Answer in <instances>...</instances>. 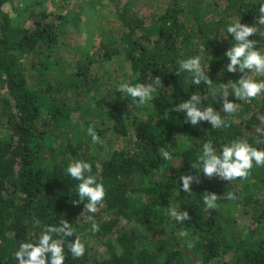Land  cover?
Segmentation results:
<instances>
[{
    "label": "trees",
    "instance_id": "16d2710c",
    "mask_svg": "<svg viewBox=\"0 0 264 264\" xmlns=\"http://www.w3.org/2000/svg\"><path fill=\"white\" fill-rule=\"evenodd\" d=\"M228 2L242 23L256 22L261 0ZM111 5L122 25L117 42L123 52L113 40L101 36L97 51L93 47L78 54L68 75L58 68L57 89L99 81L96 63L118 54L134 84L154 83L158 77L160 86L145 115L131 114V99L118 89L113 90L109 103L106 100L94 108L101 133L128 139L99 164L85 159L106 193L92 213L84 207L86 201L72 202L78 199V181L66 171L71 162L65 154L70 146L69 129L58 124L55 109L41 107V93L28 83L29 75L17 58L18 54L28 57L30 64L42 68L41 75L55 68L56 63L45 57L62 45V22L47 20L50 13H33L28 26L15 24L13 0H0V264H18L15 251L19 244L35 242L45 225H59L63 219L75 229L73 237L64 238V264H264V176L258 166L247 177L231 181L216 175L205 178L201 172L191 192L181 187L183 174H199L197 157L206 141L218 150L239 138L264 148V137L256 131L264 117V95L259 103L253 102L257 103L255 111L245 114L242 109L233 116L225 115L222 99L214 100L211 95L222 76L231 73L224 53L233 41L226 27L206 35L198 23L199 31L191 32L182 20L184 8L178 4L157 12L148 24L133 25L118 6ZM250 38L264 51V26ZM192 55H201L205 64L209 61L206 72L212 85H192L191 75L178 71V61ZM193 91L204 97V106L213 105L220 111L227 127L212 128L208 121L193 126L184 121L174 108ZM58 132L61 140L56 144ZM161 147L174 153L172 161L163 160ZM137 174L148 183L137 186ZM208 192L218 195L214 209L204 204ZM228 192L236 198L228 199ZM172 207L187 209L190 219L175 220L168 212ZM131 222L160 230L141 235L127 227ZM94 223L99 226L96 231L92 230ZM76 237L85 243L80 257H74L67 246ZM91 237L107 256L91 255Z\"/></svg>",
    "mask_w": 264,
    "mask_h": 264
},
{
    "label": "rangeland",
    "instance_id": "374dc122",
    "mask_svg": "<svg viewBox=\"0 0 264 264\" xmlns=\"http://www.w3.org/2000/svg\"><path fill=\"white\" fill-rule=\"evenodd\" d=\"M13 3L15 6V24L28 26L30 15L33 13H50L51 16L47 20H51L55 24L62 22L59 29V38L62 45L53 51L51 56L45 57L47 62H55L56 67L41 75L42 68H39L37 64H30L28 57L18 54L19 67L25 68L26 73L29 75L28 83L41 93V107L45 111L55 109L59 115L58 124L69 129L70 146L67 147L65 154L70 159H67L71 162L77 159H93L98 164L104 158L110 156L115 147L123 146L128 138L115 136L108 131L101 133L94 114V108L103 106L106 100L109 103L113 90L118 89L120 83L128 81L134 84L132 75L127 67L121 63L122 56H119V54L111 59H104L99 62L96 60L99 81L93 84L89 82L83 84L82 87L71 88L62 85L57 89L55 75L58 68L66 75L72 72L78 54L99 46L101 36L105 41L113 40L119 51L123 52L124 47L117 42L122 32V25L111 4L118 6L133 25L136 22L148 24L157 12L178 4L184 8L182 20L185 27L196 33L197 30L199 31L198 23H201L202 30L206 35H214V32L226 27L225 23H232L238 19L228 0H13ZM57 15L64 16V18H56ZM94 51H97V47ZM54 58L57 61H54ZM247 71L245 70L244 74L251 75L257 80H264V74ZM238 73V69L235 72H228L222 76L220 85L227 83L229 80L235 81L239 75ZM40 76L43 77L39 81ZM263 95L264 93H261L246 101L236 99L239 104L236 111L234 113H224L233 116L244 109V113L249 114L248 112L257 109L258 99ZM228 99L235 98L229 95ZM255 101H257L256 104L253 103ZM149 109L147 104L139 105L128 102V110L131 114L145 115ZM89 127H92L99 134L100 142H94L91 136L88 135L87 129ZM258 127L264 128L261 119ZM58 135L55 140L56 144L61 140L60 132H58ZM52 136L53 134L48 136L49 142L53 138ZM74 146H76V150L72 151ZM59 151L62 152L58 148ZM258 171L264 176V166H258ZM136 176L137 186L140 183H148L147 179L139 180L141 174ZM244 221H247V219ZM127 227L145 236L151 235L152 232L158 229L137 222H131ZM90 244L92 256H107L104 251H101L93 237L90 238ZM230 255L231 252H228L227 257Z\"/></svg>",
    "mask_w": 264,
    "mask_h": 264
},
{
    "label": "clouds",
    "instance_id": "9594fccd",
    "mask_svg": "<svg viewBox=\"0 0 264 264\" xmlns=\"http://www.w3.org/2000/svg\"><path fill=\"white\" fill-rule=\"evenodd\" d=\"M255 21L253 24H246L239 18L226 25V32L230 34V39L233 41L224 53L228 58L226 69L230 72L238 69L241 75L235 81L229 80L227 83H222L218 89H212L211 95L214 100L222 99V111L225 113L236 111L239 106L236 99L246 101L264 93V80H257L251 75L244 74L245 70L264 74V51L255 46L254 38H250L253 34H258L260 26H264V0L260 2ZM178 64V71L191 75L192 85H201L202 82L212 85V79L206 72L207 64L204 63L201 55L181 59ZM159 86L158 77L154 83L149 84H132L124 81L118 85V91L130 98L132 104L145 105L152 101ZM229 95L235 99L229 100ZM174 109L182 113L184 121L193 126L200 125L202 121H208L212 128L227 127L220 111H217L213 105L204 106V97L199 92H191L190 96L183 99L178 108ZM261 120L264 121V117H261ZM256 131L264 137V128L258 127ZM87 133L94 142H100L99 134L92 127L87 129ZM159 154L165 161L173 160L174 153L168 148L161 147ZM254 165L264 166V148L253 146L247 139H234L225 143L219 150L211 141H206L197 157L196 166L199 174L196 173L195 176L183 174L180 177L181 187L184 192H191V184L200 182L201 172L205 178H211L214 175L227 181L244 178L249 175ZM66 171L71 178L78 181L76 185L78 199L72 202L75 204L86 201L84 207L94 213L106 193L104 184L92 174V164L87 160L77 159L67 165ZM226 196L228 199L236 198L232 192L226 193ZM217 199L218 195L215 192H208L203 196L204 204L208 209H214L217 206ZM168 212L171 217L180 222L190 219L187 209L172 207L168 209ZM98 227L94 223L92 230L96 231ZM74 232V227L66 219H63L59 225H45L35 242L25 241L19 244L15 251L18 264H64L66 243L64 238L73 237ZM67 246L74 257H80L85 252V243L79 237L67 241Z\"/></svg>",
    "mask_w": 264,
    "mask_h": 264
}]
</instances>
